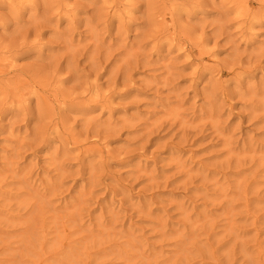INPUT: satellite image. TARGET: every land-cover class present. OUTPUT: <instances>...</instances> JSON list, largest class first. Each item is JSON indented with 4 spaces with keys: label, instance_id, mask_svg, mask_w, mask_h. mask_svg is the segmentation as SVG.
<instances>
[{
    "label": "rangeland",
    "instance_id": "1",
    "mask_svg": "<svg viewBox=\"0 0 264 264\" xmlns=\"http://www.w3.org/2000/svg\"><path fill=\"white\" fill-rule=\"evenodd\" d=\"M0 264H264V0H0Z\"/></svg>",
    "mask_w": 264,
    "mask_h": 264
}]
</instances>
